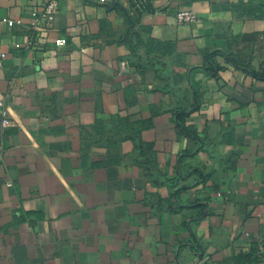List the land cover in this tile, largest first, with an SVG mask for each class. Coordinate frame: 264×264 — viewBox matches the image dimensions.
Returning <instances> with one entry per match:
<instances>
[{"label":"crops","instance_id":"obj_1","mask_svg":"<svg viewBox=\"0 0 264 264\" xmlns=\"http://www.w3.org/2000/svg\"><path fill=\"white\" fill-rule=\"evenodd\" d=\"M47 1L0 0V264H264V0Z\"/></svg>","mask_w":264,"mask_h":264},{"label":"built area","instance_id":"obj_2","mask_svg":"<svg viewBox=\"0 0 264 264\" xmlns=\"http://www.w3.org/2000/svg\"><path fill=\"white\" fill-rule=\"evenodd\" d=\"M64 0H48L43 8L32 12V17L43 24H51L58 12L60 2ZM67 1V0H65ZM88 2L96 4H104L107 0H87ZM130 13L144 11L148 5L149 0H130ZM198 20L197 16L189 9L179 10L176 15V21L180 24H194ZM12 24V23H11ZM0 119L1 126L7 127L9 125L8 107L5 100L0 99ZM1 159V157H0Z\"/></svg>","mask_w":264,"mask_h":264}]
</instances>
